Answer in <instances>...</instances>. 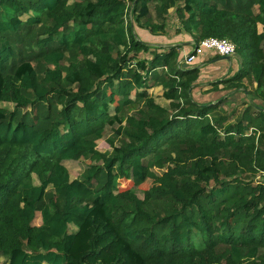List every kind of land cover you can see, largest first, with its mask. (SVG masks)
Segmentation results:
<instances>
[{"label": "trees", "instance_id": "16d2710c", "mask_svg": "<svg viewBox=\"0 0 264 264\" xmlns=\"http://www.w3.org/2000/svg\"><path fill=\"white\" fill-rule=\"evenodd\" d=\"M170 9L194 45L225 39L243 59L219 83L255 84L236 119L193 99L200 70L180 67L178 46L150 52L134 34L132 17L164 34ZM255 100L264 0H0V264H264ZM122 181L151 185L139 198Z\"/></svg>", "mask_w": 264, "mask_h": 264}, {"label": "rangeland", "instance_id": "374dc122", "mask_svg": "<svg viewBox=\"0 0 264 264\" xmlns=\"http://www.w3.org/2000/svg\"><path fill=\"white\" fill-rule=\"evenodd\" d=\"M154 15L152 6L150 7V17ZM172 18H175L174 11H172ZM131 20V17H130ZM132 24L134 26H137L135 24L134 18L132 17ZM170 28L167 31L165 39H163V42L158 43H165L167 46L178 44L180 49V59H179V65L182 69H192L198 67L199 71V77L196 81L195 87L192 91L193 99L199 102H217V100L222 99L220 103V107H222L227 113H235L233 118L236 119V117H239L241 112L247 107L248 105V98L243 93V90H252L255 86V84L252 81V78H244L242 82V86L238 88V90H234L233 88H227L224 84L221 83L222 80H225L231 76H233L239 69L243 68L244 61L241 57H238L237 55H233L230 59V61H225L222 59H215V55L205 53L200 58L196 59L191 64H186L185 61H183V57L187 55L190 50V43L194 45V39L193 37L182 31L180 27L178 28V23H176L175 19L170 20ZM260 30V26H259ZM145 33L146 37H141V41L145 43H151V44H157V41H154L152 39L153 35L149 34L146 30L139 29L138 28V34L141 36ZM188 35H186V34ZM135 34V32H134ZM136 35V34H135ZM167 40H172L171 42H165ZM219 84V86H218ZM216 86V88H214ZM155 88V87H154ZM160 90L153 89L151 91L155 103L169 109V102L164 100L160 97ZM255 103L258 105H261L264 107V104L260 102L259 100H255ZM257 105V106H258ZM2 107L4 108H11V105L2 104ZM260 107V106H258ZM112 136V129L107 127L106 134L103 140L97 142L98 149L101 152L110 151L109 146L105 142L106 139L110 138ZM85 161L80 159L78 161H69L65 163L66 168L69 171V175L71 180H74L78 178L79 174L83 171L85 168ZM154 171L157 174L163 173L164 170L154 169ZM35 183H38V180L36 176H32ZM253 181H264V175H259L257 178H254ZM151 185V183L144 184L141 186V188L133 189L132 183L129 181H122L121 182V188L122 189H130L132 188L136 195L139 198L143 197V194L140 190L146 189ZM36 225H39L40 218L39 216L36 218L35 222ZM5 256H0V263H3L5 261Z\"/></svg>", "mask_w": 264, "mask_h": 264}, {"label": "built area", "instance_id": "2783aa9c", "mask_svg": "<svg viewBox=\"0 0 264 264\" xmlns=\"http://www.w3.org/2000/svg\"><path fill=\"white\" fill-rule=\"evenodd\" d=\"M128 20L130 21L129 11L125 16V23L128 22ZM206 52H211L220 58L229 57L231 59L235 54V47L231 42L225 39L206 38L199 41L197 45H193L191 51L183 57V61H185L186 64H191Z\"/></svg>", "mask_w": 264, "mask_h": 264}, {"label": "crops", "instance_id": "0c3cea01", "mask_svg": "<svg viewBox=\"0 0 264 264\" xmlns=\"http://www.w3.org/2000/svg\"><path fill=\"white\" fill-rule=\"evenodd\" d=\"M172 11H174V15H175V18H172ZM152 18H154V15L152 16ZM172 19H175L176 20V23H178V28L180 27V29H181V26H180V23L178 22V20H177V17H176V14H175V10L174 9H170L169 11H168V15H167V18L165 19V29H164V34H161V35H158V34H156V35H153V34H151L150 32H149V30L148 29H145V28H143V27H140L139 25H137V26H135L134 28H133V30H134V32H135V34H136V37L138 38V40H142L141 39V37H146L145 36V33L144 34H142L141 36H139V34H138V28L139 29H143V30H146L149 34H151V35H153V37L152 38H155V39H152V40H154V41H157L156 43L157 44H151V43H146V44H148L149 45V47H150V52H152V51H154V50H156L157 52H162V51H165V50H167V48H169V47H173V46H178V44H174V45H170V46H167V44H165V43H158V42H163L164 40L163 39H165V37H166V34H167V31L169 30V28H170V20H172ZM182 30V29H181ZM183 31V30H182ZM186 34V33H185ZM186 35H188V34H186ZM172 40H167V41H165V42H171ZM141 42H143V41H141ZM145 43V42H144ZM179 47V46H178ZM192 47H193V44H192V42L190 43V50L192 49ZM180 47H179V49H178V52H179V58L178 59H180ZM206 53H209V54H212V55H214L213 53H211V52H206ZM149 54V56L148 57H150L151 55H150V53H148ZM205 54V53H204ZM216 56V55H215ZM214 56V57H215ZM216 59V58H215ZM159 89L160 91V97H161V92H162V89L160 88V87H155V88H152L151 90H150V93H151V91L153 90V89ZM152 94V93H151ZM162 98V97H161ZM71 231L72 232H75V227H73V226H71Z\"/></svg>", "mask_w": 264, "mask_h": 264}, {"label": "water", "instance_id": "95a60500", "mask_svg": "<svg viewBox=\"0 0 264 264\" xmlns=\"http://www.w3.org/2000/svg\"><path fill=\"white\" fill-rule=\"evenodd\" d=\"M220 59L225 60V61H230V58L229 57H222Z\"/></svg>", "mask_w": 264, "mask_h": 264}]
</instances>
